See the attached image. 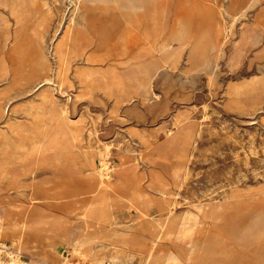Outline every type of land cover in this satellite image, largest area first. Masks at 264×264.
<instances>
[{
  "label": "rangeland",
  "instance_id": "374dc122",
  "mask_svg": "<svg viewBox=\"0 0 264 264\" xmlns=\"http://www.w3.org/2000/svg\"><path fill=\"white\" fill-rule=\"evenodd\" d=\"M76 3L0 0V264H264V0Z\"/></svg>",
  "mask_w": 264,
  "mask_h": 264
},
{
  "label": "bare ground",
  "instance_id": "6f19581e",
  "mask_svg": "<svg viewBox=\"0 0 264 264\" xmlns=\"http://www.w3.org/2000/svg\"><path fill=\"white\" fill-rule=\"evenodd\" d=\"M77 2H78V7H77V3H76V7H77V9H80V6H81V8H83L84 9V11H83V16H82V20L83 21H85V22H87L86 21V18H88V11H93L91 8H88L89 6H87V4H89V3H92L93 4V6H99L100 7V5H99V2H101V0H77ZM103 3V2H102ZM73 15V14H72ZM76 15V14H75ZM71 22H75V19L73 18V19H71ZM74 24V23H73ZM70 26V25H69ZM66 28V27H65ZM136 28V23H130L129 25H128V27L126 28V32L124 33V35L121 37V44H122V47H123V49H125L126 48V46H127V44L131 41V39H132V37H134L135 36V30H137V29H135ZM68 30H70L69 28L67 29V31ZM72 30V29H71ZM81 32V31H80ZM88 32V31H87ZM144 32V31H143ZM68 33V32H67ZM67 35V34H66ZM80 35V34H79ZM88 35V34H87ZM86 35V36H87ZM137 35V34H136ZM81 36H82V33H81ZM89 36V35H88ZM136 37V36H135ZM69 38V37H68ZM75 38V37H74ZM81 38V37H80ZM62 39V38H61ZM78 39V38H77ZM90 39H91V37H90ZM92 40V39H91ZM67 42V41H66ZM63 43V42H62ZM66 44H68V43H66ZM82 46H83V50H85V48L90 44V43H87L85 40H84V38L81 40V43H80ZM92 44V43H91ZM90 44V45H91ZM53 46V45H52ZM91 47H92V45H91ZM91 47H89V48H91ZM74 48V47H73ZM66 49V48H65ZM40 51V50H39ZM43 51V50H42ZM51 54H53V53H51ZM50 54V55H51ZM66 55V54H65ZM73 55V54H72ZM38 56V55H37ZM54 56V55H53ZM86 56V55H85ZM74 57V56H73ZM77 57H78V55H77ZM205 57V56H204ZM54 58H55V56H54ZM60 59V58H59ZM66 59V58H65ZM46 60V59H45ZM57 61V60H56ZM64 61V60H63ZM81 61V60H80ZM206 61V60H205ZM71 64V63H70ZM72 65V64H71ZM78 69V68H77ZM73 70V69H72ZM72 70H70V71H72ZM88 70V69H87ZM93 70V69H92ZM81 71V70H80ZM83 71H84V69H83ZM86 71V70H85ZM91 72V71H90ZM60 73V72H59ZM84 73V72H83ZM89 73V72H88ZM75 74V73H74ZM80 74V73H79ZM82 74V73H81ZM76 76V75H75ZM81 76V75H80ZM91 76V74H86L85 75V78H88V77H90ZM78 77V76H77ZM84 77V76H83ZM144 79H149V77L147 78V76L146 77H144V78H142V80H144ZM139 81H141V79H139ZM81 82V81H80ZM84 82V81H83ZM87 83V82H86ZM146 83V82H145ZM84 84V83H83ZM81 86V85H80ZM144 86H145V84H144ZM86 87V86H85ZM59 112H62V111H59ZM64 112H66V111H64ZM63 113V112H62ZM63 138V137H62ZM76 140V139H75ZM46 150V149H45ZM47 151V150H46ZM109 154V153H108ZM60 156V155H59ZM77 156H78V154H77ZM79 160V159H78ZM59 163V162H58ZM78 164V163H77ZM80 165V164H79ZM110 165V164H109ZM108 162L107 161H103V162H101V170H100V178H107V177H109V173H108ZM76 166V165H75ZM73 167V166H72ZM82 167V166H81ZM84 168H85V166H84ZM88 169V168H87ZM111 169V168H110ZM90 172V171H89ZM93 173V172H92ZM98 175V174H97ZM110 179V178H109ZM107 185V184H106ZM160 186V185H159ZM162 192H164V191H162ZM141 196V195H140ZM87 207V206H86ZM86 209V208H85ZM84 216V215H83ZM202 224V223H201ZM190 225H192V224H190ZM25 227V225L23 224V226H22V229ZM61 227V226H60ZM194 227V226H193ZM191 229V228H190ZM187 231H188V229H187ZM27 233H23L22 235H26ZM27 235H29V234H27ZM29 236H33V235H29ZM220 238V237H219ZM222 243V242H221ZM213 244V243H212ZM49 245H52V244H48L47 246H49ZM55 245V247H56V252H58V249L60 248V244H54ZM219 246V245H218ZM218 246H216L217 248H218ZM220 246H222V245H220ZM223 247V246H222ZM39 248H41V247H39ZM216 248V249H217ZM2 249L3 250H7V248L5 247V246H0V252L2 251ZM218 250V249H217ZM231 250V249H230ZM213 251V250H212ZM227 252V251H226ZM3 253V252H2ZM164 253V252H163ZM19 255H20V253H18ZM234 254V253H233ZM233 254H232V256H233ZM231 255V254H230ZM236 255V254H235ZM219 256V255H218ZM237 256V255H236ZM215 257V256H214ZM225 257V256H224ZM239 257V256H238ZM5 258V257H4ZM204 258V257H203ZM236 259V258H235ZM18 258L17 259H15L13 262H18ZM242 260V259H241ZM235 261V260H234ZM206 262H207V260H206ZM208 262H210L209 260H208ZM235 264H237V263H235Z\"/></svg>",
  "mask_w": 264,
  "mask_h": 264
}]
</instances>
